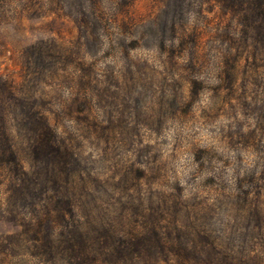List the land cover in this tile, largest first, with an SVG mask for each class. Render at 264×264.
<instances>
[{"label": "rangeland", "instance_id": "1", "mask_svg": "<svg viewBox=\"0 0 264 264\" xmlns=\"http://www.w3.org/2000/svg\"><path fill=\"white\" fill-rule=\"evenodd\" d=\"M0 264H264V0H0Z\"/></svg>", "mask_w": 264, "mask_h": 264}]
</instances>
